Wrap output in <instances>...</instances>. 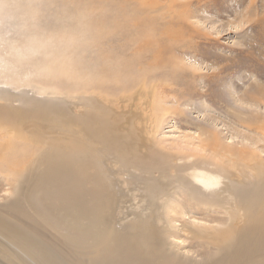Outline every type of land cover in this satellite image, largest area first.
<instances>
[{
  "label": "bare ground",
  "instance_id": "6f19581e",
  "mask_svg": "<svg viewBox=\"0 0 264 264\" xmlns=\"http://www.w3.org/2000/svg\"><path fill=\"white\" fill-rule=\"evenodd\" d=\"M87 89L0 91V264H264L263 161L212 131L182 152Z\"/></svg>",
  "mask_w": 264,
  "mask_h": 264
},
{
  "label": "rangeland",
  "instance_id": "374dc122",
  "mask_svg": "<svg viewBox=\"0 0 264 264\" xmlns=\"http://www.w3.org/2000/svg\"><path fill=\"white\" fill-rule=\"evenodd\" d=\"M86 88L182 152L212 131L264 162V0H0V91Z\"/></svg>",
  "mask_w": 264,
  "mask_h": 264
}]
</instances>
